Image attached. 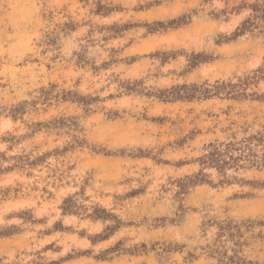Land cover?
Instances as JSON below:
<instances>
[{"label": "clouds", "instance_id": "clouds-1", "mask_svg": "<svg viewBox=\"0 0 264 264\" xmlns=\"http://www.w3.org/2000/svg\"><path fill=\"white\" fill-rule=\"evenodd\" d=\"M0 264H264V0H0Z\"/></svg>", "mask_w": 264, "mask_h": 264}]
</instances>
